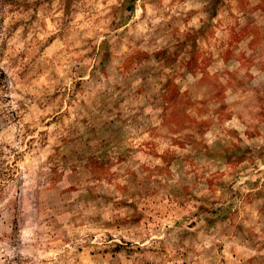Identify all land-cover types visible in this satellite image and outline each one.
Listing matches in <instances>:
<instances>
[{
  "label": "clouds",
  "instance_id": "9594fccd",
  "mask_svg": "<svg viewBox=\"0 0 264 264\" xmlns=\"http://www.w3.org/2000/svg\"><path fill=\"white\" fill-rule=\"evenodd\" d=\"M222 6L214 15L216 0H0V264H104L105 249L107 264H264L259 203L227 235L209 230L218 216L198 214L213 199L235 212L264 192V0ZM220 21L232 28L228 63L190 70L189 43L160 79L156 53L172 56ZM140 54L125 71L121 60ZM93 158L111 164L103 180ZM229 159L242 163L225 177ZM222 178L214 193L209 181Z\"/></svg>",
  "mask_w": 264,
  "mask_h": 264
},
{
  "label": "rangeland",
  "instance_id": "374dc122",
  "mask_svg": "<svg viewBox=\"0 0 264 264\" xmlns=\"http://www.w3.org/2000/svg\"><path fill=\"white\" fill-rule=\"evenodd\" d=\"M216 3L218 7L216 8L214 15H220L222 11H227L228 9L222 6V0H216ZM27 10V9H25ZM221 31V35L217 36V31ZM71 34L69 33V36ZM178 39V37H177ZM106 43V42H105ZM191 43L192 46V52L190 53L192 60L188 62V67L190 70L195 68V71L199 72L203 70L205 74H208V71L210 68L214 67V64L216 62V58L219 57L220 61H224L225 63H228V57L232 56L234 52L233 48V39H232V28L230 25H226L224 21H220L219 24L213 25L211 22L201 30V32L198 34V38L194 39L193 37L189 36L187 40H185L184 43H177V51L174 55L169 56L166 54V51L164 52H158L155 54V58L158 61L163 60L164 64L161 69L160 79H164V73L168 72L170 69L173 71H176L178 67L184 63V61L181 60V57L184 55V49L187 44ZM70 47V46H69ZM69 56L72 55L71 51H69ZM114 55V54H113ZM147 54H140L139 56L133 58L132 60H121V66L124 67L125 71H134L137 68L136 59H140L141 61L143 59H147ZM105 62H108L109 60V54H105L104 57ZM112 71H118L119 68L117 66H113L111 69ZM4 79L3 74L0 73V81ZM159 87V85H156ZM79 87V85H78ZM173 87V80L171 78L168 79L167 84L163 85L164 89H171ZM143 93H141L142 95ZM221 93H217V95H220ZM56 99H59L57 96ZM173 100L178 101L177 96H173ZM191 110L193 112L196 111V106H190ZM173 127L178 126V122L182 119V117L173 115L170 117ZM195 123V121H193ZM154 140H160L162 137H153ZM173 146H176L175 143ZM123 162V161H121ZM242 161H238L233 163L231 159L228 160L227 168L228 172L225 174V177H230L231 173L236 169L239 168ZM111 164L105 163V164H99L94 158L91 162V169L92 174L95 176L96 179L103 180V178L108 174L110 170ZM237 178H239V173H237ZM111 183V180L109 181ZM227 181L222 178V183L220 185H217L213 181H209L210 187L213 189L214 193L216 190H218V187L224 186V183ZM247 183V182H246ZM260 181L258 180L256 182L257 185H259ZM261 201H264V192H257L255 194V197H247L245 198L243 202V208L237 209L235 212L231 211L232 205H229V212L227 214H221L222 209L216 207L217 201L213 199L210 202V207L201 206L198 210V214H204L211 212V215L218 216V220H212V219H206V223L209 226V230L215 228L217 232H220L222 235H227V227L226 224L231 221L235 223L236 217L239 214V211L243 210L245 212H248L249 210H254L253 205L254 203H259V210L261 213H264V203H261ZM184 205L182 204L181 207ZM149 208L153 207V205L149 204ZM149 222H151V217H148ZM14 224L17 226L19 225L18 220L13 221ZM129 225H124L122 227H128ZM131 227H143V217L134 221ZM192 227L195 226V223L191 225ZM237 230L240 231L241 226L236 225ZM119 230V229H118ZM198 235V233H192L193 238H195ZM186 238V237H185ZM221 250H223V246H221ZM124 251L119 245L111 250V253L113 256L115 254H118L120 252ZM81 255L83 254V249L80 250ZM91 255H95V253H92ZM102 255L105 257L104 264H107V256L109 255V250L105 249L104 253ZM131 255V253H129ZM160 255H163L165 257H168V249L164 248L162 249ZM187 255V254H185ZM77 264H96L95 261H88L86 259H78ZM120 264H130V261L121 260ZM163 264H172L171 258H167L163 261ZM221 264H227V260L221 261Z\"/></svg>",
  "mask_w": 264,
  "mask_h": 264
}]
</instances>
